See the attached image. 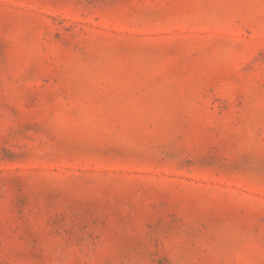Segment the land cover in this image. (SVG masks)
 <instances>
[{
  "label": "rangeland",
  "instance_id": "obj_1",
  "mask_svg": "<svg viewBox=\"0 0 264 264\" xmlns=\"http://www.w3.org/2000/svg\"><path fill=\"white\" fill-rule=\"evenodd\" d=\"M0 264H264V0H0Z\"/></svg>",
  "mask_w": 264,
  "mask_h": 264
}]
</instances>
